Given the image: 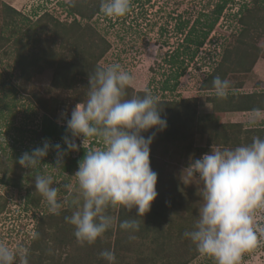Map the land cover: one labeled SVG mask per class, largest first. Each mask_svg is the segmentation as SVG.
Returning <instances> with one entry per match:
<instances>
[{
	"label": "rangeland",
	"instance_id": "1",
	"mask_svg": "<svg viewBox=\"0 0 264 264\" xmlns=\"http://www.w3.org/2000/svg\"><path fill=\"white\" fill-rule=\"evenodd\" d=\"M67 1L70 0H7L5 2L15 3V8L33 17L35 13L39 15L47 10L60 20L69 21L72 16L67 14L65 5ZM225 1L219 18L210 28L201 46L196 47L195 40L200 37L202 31L207 30V24L215 17L217 5ZM243 3L251 6L250 0H131L130 10L123 17H106L100 11L90 20L93 27L109 42V48L99 60V65L106 68L112 64H119L122 70L132 76L133 83L130 87L134 92L148 89L156 99L174 102L195 98V102L182 104H187L190 110L195 109L196 116L209 112L212 110V104L206 98L214 91L201 90L200 85L221 59L224 49L234 43V36L240 29L237 11ZM260 46L261 52H264V39L261 40ZM3 67L4 64L0 65V83L4 79L8 81ZM5 68H7L6 64ZM179 70H183V74L174 86L173 75ZM50 78L51 69L46 68L33 78L32 83L36 88L42 89L44 85L49 84ZM228 79L231 80V76H228ZM263 79L264 54H261L239 91H263L264 86H256V82ZM7 85L8 83L5 84L4 89H0V196L2 197H0L2 207L0 243L13 249L18 246L28 249L38 217L42 213H49L48 205L42 196L38 206L27 201L28 194L35 191V176L40 174L52 177V186L58 189L61 209L66 208L79 194L74 176L78 169L72 172L66 170L70 158L68 155L79 154L81 147L86 153L101 145L95 139L83 141L82 137H77L75 143L79 146L78 150L67 152L62 158L61 167H55L57 154L53 149L49 150L48 155L41 161L42 165L36 169L30 170L20 166L19 157L42 146L45 140L52 145L60 144L61 149L62 144L39 136L43 111L38 107L27 110L28 103L24 97L17 95L16 107H4V101L12 100L11 94H6ZM71 112L60 108L57 110L55 120L66 124ZM222 122H237L244 128L254 129L264 125V111L226 112L222 116ZM234 130H229L230 136L234 134ZM240 137L245 142V134ZM190 139L193 140L194 146L204 145L207 142L206 134L195 133ZM193 155V149L190 152L180 150L172 141L157 138L153 140L150 145V166L157 173V193L163 192L168 197V195L188 193L189 190H193L192 187L195 190L188 197L186 206L181 209L184 213L180 218L176 220L175 214H172L170 220L161 223L164 226L162 237L159 235L155 238L150 233L148 238L131 239L128 245L133 244V248L128 253L129 258L120 259L119 264L133 260L136 263L135 252L139 247H141L140 252L146 255H153L157 249L162 248L160 250L165 254L170 253V257L179 254L181 258L188 257L190 252L187 245L190 239L183 237L182 234L180 236L176 234H179L177 227L183 224V219L188 218L189 222L193 219L192 216L195 214L192 206L195 205L193 198L195 196L198 200L200 195L198 186L189 183L186 173H183ZM147 218L148 216L144 219ZM176 221H179V224H176ZM254 226L257 245L242 254L239 264H264V208L255 211ZM187 264H216V262L213 258L199 253Z\"/></svg>",
	"mask_w": 264,
	"mask_h": 264
},
{
	"label": "trees",
	"instance_id": "2",
	"mask_svg": "<svg viewBox=\"0 0 264 264\" xmlns=\"http://www.w3.org/2000/svg\"><path fill=\"white\" fill-rule=\"evenodd\" d=\"M73 2L74 6L70 1L65 4L67 14L72 16L71 20L67 21L60 20L47 10L37 14L38 16L33 12L35 13L33 17L0 0V65L4 64L3 72L8 79L1 81L0 89H4L3 87L8 83L6 94L12 96L11 102L4 101V107H16V98L20 95L28 103L27 110H33V107L40 108L43 114L39 136L59 141L62 150L66 148L63 138H72L66 130V124L55 120L57 110L63 108L72 111L78 103L86 101L89 75L97 69L104 68L99 65V60L109 48V42L90 21L100 12L101 0H73ZM250 2L251 6L243 3L237 11L240 29L234 36V43L224 49L221 59L200 85L201 90L214 91L206 98L211 102L212 110L196 116L195 109L190 110L187 105L189 102H195V98L176 102L156 99L159 108L162 109L161 116L167 121V127L163 131H158L154 139L172 141L180 150L186 152L193 149V158L198 159L210 152L211 148L236 147L250 144L254 137L264 138V125L248 129L241 123L222 122V116L226 112L264 111V90L239 91L257 58L264 54L260 46L261 40L264 39V0H250ZM225 3L226 1L217 5L215 17L207 24V30L202 31L200 37L195 40L196 47L203 43L210 28L219 18ZM46 68L51 69L50 82L42 89L36 88L32 80ZM182 74L183 70L175 71L174 86ZM216 76L229 82L230 87L225 98H218L215 95L212 81ZM228 76H231V80ZM256 86H264V79L257 81ZM126 92V98L144 95V90L134 92L131 87H128ZM233 129H235L234 134L230 136L228 132ZM153 131L156 130L150 129L143 135H151ZM195 133L206 134L207 142L204 145L194 146L190 136ZM242 133L245 134V142L240 137ZM84 155L82 147L79 154L74 156L69 154V165L66 170L72 172L78 169L79 161ZM192 189L195 190L193 187ZM192 191L176 196L167 194L168 197L159 191L151 204L150 211L143 217H135V208L131 211H126L122 207L109 208L107 214L115 217V220L108 231L91 245L78 242L74 235V226L65 220V217L71 216L75 210L73 203L70 202L66 208L61 209L59 215L42 213L34 229L38 236L36 239L31 237L28 247L29 264H107L100 256L105 250L114 252L115 264H119L120 259L129 258L128 253L133 248V244L128 245L131 241L130 236L148 238L152 233L155 238L159 235L162 237L164 226L161 223L170 220L172 214H175L176 220L180 218L184 213L181 209L186 206ZM33 192L28 194L27 201L38 206L41 195ZM198 197V200L195 196L193 198L195 200V203L193 201L195 205H192L195 213L193 219L191 222L188 218L183 219V224L177 227L179 234L176 235L182 234L185 237L183 234L193 229L202 206V198L200 195ZM146 216L148 218L144 219ZM126 219H135L139 229L134 232L122 230L119 224ZM178 222L176 224H179ZM187 246L190 254L185 259L181 258L180 254L170 257V253L165 254L160 250L162 248L157 249L153 255H146L140 252L141 247H139L135 252L136 263L133 260L127 261L126 264H187L199 254L191 241Z\"/></svg>",
	"mask_w": 264,
	"mask_h": 264
},
{
	"label": "clouds",
	"instance_id": "3",
	"mask_svg": "<svg viewBox=\"0 0 264 264\" xmlns=\"http://www.w3.org/2000/svg\"><path fill=\"white\" fill-rule=\"evenodd\" d=\"M73 4V0H70ZM131 0H101L100 11L106 17H123ZM87 99L78 103L66 122L71 138L60 144L44 141L19 157L20 166L33 170L50 149L56 151L55 167L62 166L68 151H77L75 138L95 139L101 145L85 153L74 173L79 189L72 201L75 210L65 220L74 226L78 242L88 245L108 231L113 217L109 208L136 209L135 217L150 211L157 197V173L150 166V145L156 133L167 127L156 98L150 90L144 95L126 98V89L133 83L132 76L112 64L89 75ZM215 95L225 98L230 87L227 80L216 76ZM255 123V121H252ZM155 129L145 137L143 133ZM189 183L198 186L202 201L198 218L191 231L183 235L190 239L199 253L211 257L216 264H239L242 254L257 245L254 213L264 208V138L254 137L250 144L234 148H211L200 158H190L183 170ZM35 192L46 201L51 214L59 215L62 204L51 176L37 174ZM125 231H137L135 219L120 222ZM37 233L32 234L36 239ZM134 239V236H130ZM27 248H10L0 243V264H29ZM100 256L107 264H115L111 250Z\"/></svg>",
	"mask_w": 264,
	"mask_h": 264
},
{
	"label": "crops",
	"instance_id": "4",
	"mask_svg": "<svg viewBox=\"0 0 264 264\" xmlns=\"http://www.w3.org/2000/svg\"><path fill=\"white\" fill-rule=\"evenodd\" d=\"M5 1H7V0H5ZM9 1V0H8ZM10 1H16V0H10ZM21 1H24V0H21ZM10 3V2H9ZM10 4H12V3H10ZM13 6H16L15 5V3L14 4H12Z\"/></svg>",
	"mask_w": 264,
	"mask_h": 264
}]
</instances>
